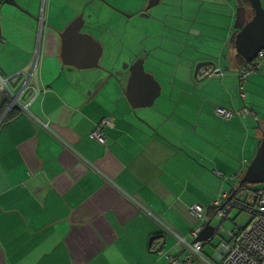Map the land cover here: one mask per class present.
Here are the masks:
<instances>
[{"label":"crops","instance_id":"obj_1","mask_svg":"<svg viewBox=\"0 0 264 264\" xmlns=\"http://www.w3.org/2000/svg\"><path fill=\"white\" fill-rule=\"evenodd\" d=\"M44 1L17 0L23 17L13 16V20L3 18L4 7L0 6L3 76L20 71L29 74L26 68L37 51L40 61L33 79L38 93L33 89L20 100L26 107H14L0 128V264H182L189 252L181 240H193L191 231L201 223L191 208L199 203L206 206L207 220L213 222L211 216L218 208L211 205L227 189L224 177L240 178L228 191L235 197L236 188L246 185L241 180L264 135V111L259 112L261 109L252 103L262 104L257 99H264V66L248 78L243 90L238 85L237 74L246 60L236 51L237 33L245 25L237 21L236 3L161 0L146 12L150 0H114L129 14L103 6L100 17L111 12L112 20L106 23L100 19L103 27L98 33L83 32H90L101 43L103 53L105 40L116 47L121 43L119 38H125L130 54L124 53L127 46L118 48L124 63L132 64L146 51L152 52L155 57H145L146 67L152 68L147 71L161 84L160 96L166 92L174 108L169 115L159 113L160 123L150 122L148 127L136 120L118 85L116 101L108 102L106 108H119L121 114L119 119L112 116L114 125L104 129L106 142L100 143L90 134L108 114L99 108L100 101L89 103L97 95L81 104L91 87L94 90L101 85L100 80L72 84L67 75L68 79L62 77L67 71L77 76L86 70L64 64L60 35L84 14V3L46 0L42 26ZM187 1L207 2L206 6L216 5L220 10L202 6L203 25L199 15L185 17ZM173 7L183 10L184 22H168L178 17L171 12ZM28 10L32 16L28 17ZM83 16L93 26L90 16ZM216 18H224L226 23L218 26L208 22ZM197 23L204 27L197 28ZM215 25L224 35L207 36V30ZM170 30L176 39H170L175 44L168 49L164 41L170 38ZM202 36L213 40L217 48L223 45L222 58L226 55L235 64L229 67L214 61L213 55L191 43V38ZM28 39L32 40L30 56L23 59L19 45H29ZM84 48L85 44L79 43L74 50ZM202 62L220 63L227 73L204 80L201 72L207 66H202L196 77ZM161 65L174 66V75ZM24 80L22 76L13 78L12 88L18 91ZM110 99L104 98L103 104ZM0 101L1 114L7 110L1 94ZM244 101L251 109L245 119L216 118L215 105L236 109L242 108ZM235 159L240 169L231 173L226 161ZM200 165L213 170L216 177H206ZM234 217L232 213L221 225ZM233 234L214 245L205 240L201 254L191 256L189 264H222L226 255L223 244H231Z\"/></svg>","mask_w":264,"mask_h":264},{"label":"rangeland","instance_id":"obj_2","mask_svg":"<svg viewBox=\"0 0 264 264\" xmlns=\"http://www.w3.org/2000/svg\"><path fill=\"white\" fill-rule=\"evenodd\" d=\"M80 1L82 3H84V6L81 8L82 9L81 10L82 11L81 13H84V15H85L86 18H88V16H90V18H91V20L93 22V26H90V28H88L87 25H89V24L87 23V20H86V26L83 29L84 30L91 31L93 33H95V32L98 33L97 30L99 29V27H103L102 24L100 23V19H102V20L105 19L106 20V23H109L112 20V18H111L112 17L111 12L103 13L102 18L100 17L101 16V13H102V10H103L102 9L103 6L105 8V5H106V6H109V8H114V9H117V10H119L121 12H124L125 14H129V13H126L125 10H123L122 8H119V7H121L122 4H115L116 2L114 0H88V1L80 0ZM233 1H234V4L236 3V5H237V0H233ZM3 2H4V0H2L0 2V6L2 5L4 7V14H2L4 19H6V20L7 19L13 20V16H17V17H21L22 16L21 14H23L22 13L23 11H21L19 9L21 11L20 12V11L17 10V8L10 7L7 4H3ZM101 2H103V3H101ZM187 3H189V2L187 1ZM98 4H102V6H100ZM206 4H207V2H202L201 5H200L199 2H192V1H190L189 5L186 6L185 9H184L185 17H194V18H196L199 15L198 20L201 21V23L203 24L202 21H204L205 18H204V15H203L204 8H202V6L203 7L205 6L206 8L212 9V10H214L215 7H216V5H213L212 7H209V6H206ZM156 7L157 6H155L154 8H156ZM32 8H34V5H33ZM40 8H41V5L39 6V11H40ZM154 8H151L150 10H152ZM219 10H220V8H218V6H217L216 7V11H219ZM26 12L28 13V14L26 13L28 15V17L33 15L29 10L26 11ZM171 12L173 14H175V16H178V17L177 18L172 17L171 20L168 19V22L169 23H172L173 22L174 24H176V20H180V19H181L182 22L185 21V19L182 17L183 10H176L173 7V10H171ZM17 13L19 15H16ZM238 14H239V9L237 10V16H238ZM33 17L35 19H37L36 16H33ZM179 17H181V18H179ZM0 18H1V16H0ZM30 21H32V23L37 24L36 21L33 18L31 19V17H30ZM208 22L209 23H215V24L217 23L216 25L219 26V24H225L226 23V20L224 18H216L215 20L214 19H208ZM1 23L2 22L0 21V25H1ZM16 23H18V22H16ZM16 23H14V24H16ZM19 24H21V23H19ZM203 25L197 23L194 26H196L197 28L202 29L204 27ZM216 25H215V29L207 30V32H206L207 36L212 37V33L214 35L216 34V36H219V37H221L222 34L224 35V30L219 29L218 27H216ZM35 27H36V25H35ZM197 28L195 29V31H198ZM170 32H172V31L171 30L169 31L168 37H170V38H166L165 41H164V47H166L168 49L172 48L174 46V44H175L174 42H171L170 39H176L174 37V36H176V33L173 35V34H170ZM119 39H121V43L118 42V44L116 45V47L110 46L108 44L110 41L109 40H105V43H107V49L103 53V55H104L103 58L100 59V68H93V69L83 70L80 73L78 72V75L77 76L73 72H68L67 71V73L63 74V76H62L63 78H67V76H68V78H69L70 82H72V84L75 83V82L89 83V81H92L94 83H97V80L96 79H99L100 80L99 81V84H100L101 82H103L104 80H106V78H109V80L106 83V85L100 91L102 93L99 94L100 93L99 92L98 95H97V97L95 98V100L93 99L91 102H89L90 104H94L96 101H100L99 108L101 106L102 109L106 112V114H108V115H105V117H103V118L113 116V117H115V119H119L120 114H121V109L118 108V109H115V110H112L111 111V110H108L106 107L109 106L108 105V102H110V101L111 102L116 101L117 98L115 96V93H117L116 92L117 86L118 85H120V86L121 85H126L127 84L128 77H129L128 69L125 68L126 64H128V63H124L122 60H120V50L118 49L119 46H122V48L124 49V47H126L128 44H127V41H126L125 38H119ZM191 39H192L191 40V43L198 44L202 49H204L208 53H210V55H213L212 56V59L214 61H217V62H219V61L221 62L222 61L223 63H225V66H229V67L231 66V63H234L235 64V62H232L229 59V57L226 56L225 54H224L225 57L222 58V53H223L222 46L223 45H221V48H217L215 46L213 40H211V39H205L203 36L200 37V38L193 37ZM159 42H161V40H159ZM28 43H29V45L28 44H25L24 46L19 45V47L21 48V50L19 51V53L22 54L23 59H25V56L27 58L30 56L31 48L28 49V47L30 45H32V40L28 39ZM8 51L10 53L13 52L11 49H8ZM146 52L147 53L143 57H148V58L155 57V55H153L152 52H149V51H146ZM164 52L165 51H162L161 54H163ZM225 52H227V50ZM124 53L125 54H127V53L130 54V51H129L128 46H127V50H125ZM140 58H142V57H140ZM1 61H3V56L2 55L0 56V62ZM60 61H61V59H60ZM62 66H63V63L61 61V66H60L61 69H63ZM161 66H162V68L168 70L169 71V74L174 75V72H175L174 66H172V65H169V66L161 65ZM263 66H264V64L262 65L261 69L263 68ZM162 68L160 67V69H162ZM146 69L151 70L152 68H150V67L147 68L146 67ZM0 70L2 71V65H1V63H0ZM28 71L30 73V70L29 69H28ZM0 74L1 75H4L3 71L0 72ZM111 74H115V75L110 76ZM26 75L29 76L27 73H26ZM155 75H158L159 76L158 73H155ZM58 76L60 77V72L58 73ZM204 80H207V78L204 79ZM63 88H64V86H63ZM96 88H94V90ZM63 90H65V88ZM94 90L91 87V90H90L91 92H89V94L85 97V99H82L81 104L87 103V100H89L91 98V96L94 94L93 93ZM253 92L256 93L255 90H253ZM91 93H93V94L91 95ZM89 95H91V96H89ZM163 95H165V96H163ZM163 95L160 96L156 100V102H155V104H154L153 107H150V108H138L137 109L138 113H137V111L135 109H133L131 107L132 110H133L132 113H133L134 117L136 118V120H138L139 122H142L143 124H145L148 127H151L150 122H152L153 124L160 123L161 115L159 113L166 112L168 115L170 113H172V109L174 108V105H173V103H172V101L170 99H167L166 98L167 97L166 96V92ZM262 96H264V95L262 94ZM109 97H111V99ZM104 98L110 99V100H108L107 102H105L103 104L102 100ZM125 98H126V96H125ZM257 100L260 101L262 104L259 103L260 104L259 105L256 102H252V103H254V105L258 109H261V110H258L259 112L260 111H264V99H260L259 98ZM127 101H128V99H127ZM129 105H130V103H129ZM179 111H181V110L179 109ZM127 117H130V114H128ZM90 135L92 136V133ZM226 165L228 166V168L231 171V173H237L238 169H240V167H238L239 163H238V161L236 159L235 160H232L231 162L230 161H226ZM199 168H200V171H202V172H204L206 174V177L207 176H211V175H213V176L216 177V174H215V172L213 170L207 169V168L203 167L202 165H200ZM234 181H235L234 178H232V177H226L225 176L223 182L226 183L227 189H223V190H225V191L227 190V191L231 192L232 189H233V187H234V184H233ZM236 181H235L236 184H238L240 182V178L237 177ZM263 186H264V183L263 184L249 185L247 187L251 191H253V190H259ZM247 193H250V192H248L247 190H245L244 196H246ZM244 200H245V198H244ZM199 205L203 206L200 203H199ZM203 207L205 208L206 206H203ZM232 213H233V216H235V217L233 219H231V220H227L223 225H221V223L223 221V219L221 217H219L218 215H215L214 216V214L211 216V218H213V222H212L213 226L219 228V231H220L222 237L230 238V233H232L233 231L235 233H238L239 232V229L238 228L245 226L247 224V222L249 221V219H250V216L248 215V213L246 211H242L239 214V209L238 208H234V210L232 211ZM221 236L214 237V239L212 240L211 244L214 245L215 243H218L221 240V238H222ZM209 245L210 244H208L206 246H209Z\"/></svg>","mask_w":264,"mask_h":264},{"label":"built area","instance_id":"obj_3","mask_svg":"<svg viewBox=\"0 0 264 264\" xmlns=\"http://www.w3.org/2000/svg\"><path fill=\"white\" fill-rule=\"evenodd\" d=\"M46 13V0L43 4L41 25L44 24V17ZM38 51L29 65L27 70L30 73L27 76L24 71H20L11 77H5L0 74V94L6 98L7 110H3L0 114V128L3 126V122L7 117L8 113L16 106L26 107L23 101L26 96L33 91L36 92L35 85L33 84V79L35 78L36 71L39 65ZM264 64V50H261L257 57L251 62L246 64L237 74L238 85L240 90L244 89V83L248 78L255 72L260 71L262 65ZM226 70L219 64L209 65L205 67L201 72L202 78H222L226 75ZM22 76L25 77L24 83L15 91L11 86V80L15 77ZM242 97L245 98V94L242 93ZM216 113L223 119L229 118L233 115V109L217 107ZM242 116H248L251 114V109L249 107L243 106L239 112ZM112 120L114 118H104L97 128L93 131L92 136L96 138L99 142L105 143L106 137L104 134V129L109 126H113ZM47 126V125H45ZM48 127V126H47ZM247 193L244 196V192ZM228 191H224L217 200H215V205L218 209L216 210V215L221 218L226 219L231 215L234 208L239 209V214L242 211H246L250 216L249 221L243 227H239V232L233 234L231 244L224 243L223 246L226 250V255L222 260V264H264V186L259 190L251 191L248 187L239 186L234 192L235 197L230 198ZM245 198V200H244ZM194 216L198 218L201 223L196 226L192 232L191 237L193 240L182 239L183 243L189 255L187 256L184 264H189L191 256L201 254V249L203 246L202 241H198L197 238L201 234L207 221V211L201 205H195L191 208ZM182 263V264H183Z\"/></svg>","mask_w":264,"mask_h":264},{"label":"water","instance_id":"obj_4","mask_svg":"<svg viewBox=\"0 0 264 264\" xmlns=\"http://www.w3.org/2000/svg\"><path fill=\"white\" fill-rule=\"evenodd\" d=\"M264 1V0H263ZM161 0H150L149 6L145 9L148 12L155 5L160 4ZM251 10L244 5L243 0H237L236 10L239 9L237 21L245 25L238 31L236 36V51L239 56L246 60V63H251L261 50H264V7L261 0H250ZM3 4L21 10L20 5L16 0H4ZM254 13L251 20L247 21V14ZM81 14L78 16L65 30L61 33L62 44V59L64 64L74 65L78 69H93L100 68V58L103 54L102 45L97 41L90 32H83L86 26V20ZM90 24L87 25L90 28ZM79 37L82 41L75 39ZM85 44L83 51H76L74 48L78 44ZM90 47L91 49H88ZM77 57V58H76ZM146 58H138L132 64H126L129 77L127 85H119L131 107L137 111L138 108L153 107L156 100L161 95V84L155 78L154 74L146 69ZM214 62H202L197 66L196 74L202 66L214 65ZM115 75L111 74L110 76ZM109 78H106L101 85L95 90L94 96L102 90ZM264 183V135L255 154L254 159L247 166L241 184H263ZM233 195L230 196L232 198ZM218 227L213 226L212 219L208 221L197 240L205 241L209 238L214 239L217 236Z\"/></svg>","mask_w":264,"mask_h":264},{"label":"trees","instance_id":"obj_5","mask_svg":"<svg viewBox=\"0 0 264 264\" xmlns=\"http://www.w3.org/2000/svg\"><path fill=\"white\" fill-rule=\"evenodd\" d=\"M2 0H0V2H1ZM240 57V56H239ZM241 58V57H240ZM261 71H257V72H255V73H253V74H257V73H260ZM252 74V75H253ZM123 86H125V85H123ZM121 89H122V87H121ZM124 89V88H123ZM245 102V101H244ZM243 106H246V107H248V105H247V103L245 102L244 104H243ZM216 105L214 106V114H215V116H216V118H218L219 120H224V121H226V120H230L231 118H234L235 116H238V117H240L242 120H243V118L245 119V117H247V116H242V115H240L239 114V112H240V110H241V108H236V109H233V115L231 116V117H229V118H226V119H223L221 116H219L217 113H216ZM103 120V119H102ZM244 186H246V185H244ZM211 206H213V204L211 205ZM211 206L209 207V208H211ZM230 216V215H229ZM222 219H224V218H222ZM226 219H228V217L226 218ZM226 219H224V220H226ZM193 230V229H192ZM192 232V231H191Z\"/></svg>","mask_w":264,"mask_h":264},{"label":"flooded vegetation","instance_id":"obj_6","mask_svg":"<svg viewBox=\"0 0 264 264\" xmlns=\"http://www.w3.org/2000/svg\"><path fill=\"white\" fill-rule=\"evenodd\" d=\"M244 1V5L247 7V8H249V10H251V3H250V0H243ZM262 1V6L264 7V1L263 0H261ZM253 15H254V13H252V12H250V13H248L247 14V21H249V20H251L252 19V17H253ZM36 91H37V89H36ZM40 92H41V90H40ZM35 93H38V92H35ZM246 186H249V185H246ZM204 244V243H203ZM203 247V246H202Z\"/></svg>","mask_w":264,"mask_h":264},{"label":"clouds","instance_id":"obj_7","mask_svg":"<svg viewBox=\"0 0 264 264\" xmlns=\"http://www.w3.org/2000/svg\"><path fill=\"white\" fill-rule=\"evenodd\" d=\"M246 64H248V63H246ZM247 185V184H246ZM250 185V184H249ZM245 187H247V186H245ZM216 213V212H215ZM216 214H214V216H215ZM207 219V218H206ZM224 220V219H223ZM208 223V220L206 221V224ZM206 226V225H205ZM204 226V227H205ZM204 229V228H203ZM216 234H217V236H221V233H220V231L218 230L217 232H216ZM222 237V236H221ZM223 238V237H222ZM221 238V239H222ZM210 242L213 240L212 238H209L208 239ZM198 241H200V240H198ZM203 243H204V241H202Z\"/></svg>","mask_w":264,"mask_h":264}]
</instances>
